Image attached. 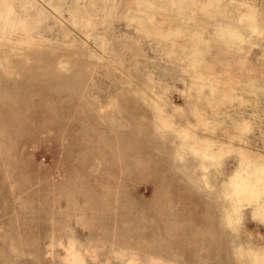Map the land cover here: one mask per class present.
<instances>
[{"label": "rangeland", "instance_id": "rangeland-1", "mask_svg": "<svg viewBox=\"0 0 264 264\" xmlns=\"http://www.w3.org/2000/svg\"><path fill=\"white\" fill-rule=\"evenodd\" d=\"M0 264H264V0H0Z\"/></svg>", "mask_w": 264, "mask_h": 264}]
</instances>
